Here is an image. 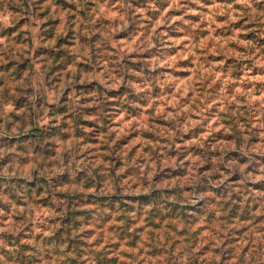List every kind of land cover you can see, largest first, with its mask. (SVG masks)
<instances>
[{
  "label": "rangeland",
  "instance_id": "374dc122",
  "mask_svg": "<svg viewBox=\"0 0 264 264\" xmlns=\"http://www.w3.org/2000/svg\"><path fill=\"white\" fill-rule=\"evenodd\" d=\"M0 264H264V0H0Z\"/></svg>",
  "mask_w": 264,
  "mask_h": 264
}]
</instances>
